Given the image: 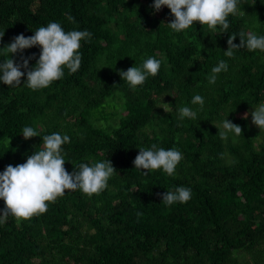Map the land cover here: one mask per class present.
Here are the masks:
<instances>
[{
  "label": "trees",
  "instance_id": "obj_1",
  "mask_svg": "<svg viewBox=\"0 0 264 264\" xmlns=\"http://www.w3.org/2000/svg\"><path fill=\"white\" fill-rule=\"evenodd\" d=\"M153 5L0 0V49L50 22L92 34L81 41L78 71L65 68L48 88H29L23 67L19 87L0 82V174L42 150L53 133L70 137L62 145L69 174L106 160L117 171L98 195L66 190L45 214L20 222L9 215L0 223V264H264V129L250 122L264 104V52L224 55L229 36L235 44L240 32L264 36V0H240L227 32L196 23L177 33L167 25L170 9ZM40 53L35 46L9 58L21 64L31 57V69ZM150 57L161 63L158 74L133 90L119 73ZM6 58L0 50V63ZM222 60L228 70L210 84ZM195 95L204 99L202 111ZM184 106L195 119H180ZM226 119L241 127L240 136L220 138ZM24 127L38 136L25 140ZM154 144L182 153L172 176L135 169L139 149ZM181 186L191 189L187 203L162 202Z\"/></svg>",
  "mask_w": 264,
  "mask_h": 264
},
{
  "label": "clouds",
  "instance_id": "obj_2",
  "mask_svg": "<svg viewBox=\"0 0 264 264\" xmlns=\"http://www.w3.org/2000/svg\"><path fill=\"white\" fill-rule=\"evenodd\" d=\"M240 0H154L153 9L158 12L162 7L170 9L174 20L167 25L175 32H183L194 24L215 32L217 26L224 32L229 28L228 17L235 16L238 11ZM71 19V18H70ZM4 35V34H3ZM92 34L87 30L65 32L60 23L50 22L46 27L41 26L31 37L23 34L15 37L10 45L0 49L4 50L7 58L0 63V82L9 87H19L24 72L21 67L27 69V86L33 90L48 88L53 82L64 76V69L70 73H76L81 66L82 56L79 52L81 41L90 40ZM240 42L235 44L236 35L229 36L228 49L224 55L231 58L235 50L247 48L249 51L260 50L264 52V36L255 34L239 33ZM0 37V39H2ZM39 46L41 53L34 68L29 69V58H21L22 63L16 64L9 57L22 53L25 49ZM161 67L159 60L147 58L142 67L133 66L127 71H121V79L135 90L142 86L149 76L155 77ZM101 70V69H100ZM99 70V71H100ZM228 64L220 61L212 68L209 83L215 84L217 74L226 72ZM192 104L199 105L203 110L204 99L195 95ZM249 113L244 115L247 119ZM180 119H195L196 112L184 106L179 108ZM252 124L260 130L264 129V104H260L251 113ZM224 131H219L221 139H227L228 133L236 136L242 134L239 125L233 124L226 119L222 122ZM23 137L28 140L37 137L38 133L32 127L23 128ZM70 137L53 133L43 137V148L29 156L25 163L12 166L8 165L0 174V200L4 201L5 208L0 212V223L6 222L9 215L18 222L28 221L34 216L45 214L48 205L65 195L67 191L81 190L91 197L100 194L108 186L109 179L117 172L110 160L97 162L92 166L86 163L79 164L78 171L69 174L65 169V160L62 155V145L69 143ZM183 159L182 153L177 149H157L152 145L151 149L140 148L134 160L135 169L144 170L143 174L162 170L169 176ZM192 197L191 189L177 187L175 191H166L162 202L168 206L174 203H187ZM142 213H137L139 217Z\"/></svg>",
  "mask_w": 264,
  "mask_h": 264
},
{
  "label": "rangeland",
  "instance_id": "obj_3",
  "mask_svg": "<svg viewBox=\"0 0 264 264\" xmlns=\"http://www.w3.org/2000/svg\"><path fill=\"white\" fill-rule=\"evenodd\" d=\"M121 111H122V108L120 107V108L118 109L117 113H121ZM250 122H251V125H253V124H252V118L250 119ZM253 126H255V125H253Z\"/></svg>",
  "mask_w": 264,
  "mask_h": 264
}]
</instances>
